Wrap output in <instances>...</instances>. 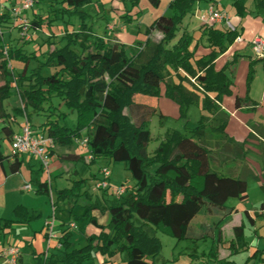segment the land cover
<instances>
[{
  "label": "trees",
  "instance_id": "16d2710c",
  "mask_svg": "<svg viewBox=\"0 0 264 264\" xmlns=\"http://www.w3.org/2000/svg\"><path fill=\"white\" fill-rule=\"evenodd\" d=\"M16 1L11 7L21 0ZM41 1L55 0H33L34 3ZM63 1L69 13L91 7L92 2ZM149 1L153 6L159 3L158 0ZM198 1L170 0L171 16L154 20L144 31L147 36L144 43L131 47V56H127L123 44L105 42L91 32H84L82 24L79 33L65 34L64 46L48 52L46 61L28 73L29 60L36 59V56H26L21 48L8 47L5 57L2 51L5 43L0 35V76L3 81L0 86V122L14 120L9 119L3 107L13 83L25 121L33 131L28 108L40 112L44 110L43 106H47L44 110L49 113L47 120L37 128L39 134L52 139L54 148L69 150L73 144L79 146L77 141L87 138L83 148L92 156L88 163L99 158L124 163L134 181L127 194L117 199H111L108 190H99L100 195L80 193L85 180L74 181L70 189L58 191L57 200L78 198L83 194L87 201L84 217L87 224L99 229V234L89 236L84 233L86 245L70 251L71 233L67 227L61 232L59 248L35 264H84L97 260V256L106 259L119 256L118 264H151L149 258L158 254L161 245L149 233V228L165 231L176 241L211 240L209 255L217 259L216 244L222 243L220 226L235 212L226 206V202L231 198L246 200L247 180L259 179L246 164L240 166L237 174L222 173L213 166L214 161L219 160L214 157L225 149L224 141L228 140L224 132L228 117L219 104L232 93V81L226 73L230 63L216 71L214 61L239 34L232 23L234 31H220L203 25L200 37L210 53L195 57L193 36L182 32L177 37V33ZM253 2L257 9L264 4V0ZM233 6L236 14L244 17V3L235 0ZM8 10L0 15V28L2 23H11ZM128 17L125 15V21L131 23L133 19ZM41 25L39 17L30 20L31 29ZM152 32L160 33L161 38L152 41L149 39ZM12 60L23 64L17 75L8 70V63ZM258 60L261 59L250 62L247 87L252 80L253 64ZM44 67L53 69V72L43 76ZM135 95L155 99L164 97L178 107L179 120L187 117L190 106H196L203 114L193 128L185 126L182 132L166 130L158 147L148 155L146 148L152 138L148 123L157 114V109L135 103ZM53 97L75 113L74 129L61 124L66 116L64 113L55 114L51 110H56L51 104ZM245 101L239 99L236 105ZM158 115L160 124L165 122L166 117ZM0 133L4 140L11 142L14 134L9 126L2 124ZM53 152L54 149L50 157ZM9 158L13 160L9 167L11 173H17L22 164L19 156L5 155L0 149V165ZM60 159L64 162L85 161L82 154H64ZM259 188L264 192V182L259 183ZM50 189L47 179L38 184L35 193L50 197ZM260 206L264 209V203ZM94 209L107 212V225L97 224L91 216ZM12 214V220L0 218V234L9 233L13 224L30 223L35 219L22 205L16 206ZM234 235L237 240L230 242L231 254L245 246L242 227L235 228ZM226 264L231 263L226 261Z\"/></svg>",
  "mask_w": 264,
  "mask_h": 264
},
{
  "label": "rangeland",
  "instance_id": "374dc122",
  "mask_svg": "<svg viewBox=\"0 0 264 264\" xmlns=\"http://www.w3.org/2000/svg\"><path fill=\"white\" fill-rule=\"evenodd\" d=\"M31 1L33 2V0ZM158 1V5L153 6L149 0H92L91 7L89 9L82 8L76 13H69L66 11L63 0H55L52 2L41 1L40 3L33 2L26 15L29 20H32L35 15L41 18L42 25L37 29L30 28V41L22 42L18 31L12 28L11 23H2L1 37L7 47H13L15 49L21 48L24 55L36 56V59L31 58L29 60L28 73L46 61V54L48 52L53 49H60L64 46L66 41L63 36L65 34L79 33L80 25L82 24H84L85 27L84 32H91L93 35L98 36L105 42H112L114 38L113 36L115 35H124V39H121V42L126 49L127 56H131L132 50L129 45L130 42H132L131 46L134 44H143L147 38L144 33L145 29L157 18L161 16H171L172 14V11L168 8L170 0ZM226 1L229 0H223V2ZM13 2L14 0H0V14L5 13L8 8H11ZM82 11L84 13H82L81 19L80 12ZM205 13V9H200L198 11L195 3L192 8V13L187 15L181 23L177 37L182 33V29L186 26L189 17H195L196 22L193 28H196L201 24L199 17ZM138 14L139 16H137ZM125 15H129L128 18L133 19V21L131 23H127L125 21ZM107 24H111L112 27L107 29ZM151 40L154 42L158 41L159 35L153 32ZM10 65L15 75L19 74L23 68V64L15 60H12ZM52 72L53 69L44 67L42 75L47 76ZM1 85H3V81L0 76V86ZM12 85V92L9 97L4 100L3 107L4 111L14 120L13 122L6 121L2 124L4 126H9L15 132L19 129V126L25 122V114L15 92L14 84L12 83ZM133 101L135 103L152 105L156 103L155 99L143 95H135L133 97ZM51 104L56 108V110L51 109L55 114L64 113L66 115L61 121V124L70 129H74L75 113L67 110L58 98L53 97L51 99ZM43 107L44 110L47 109V106ZM44 110L35 112L31 108H28L27 113L29 115L31 125L35 128L39 127L47 120L49 113ZM200 116V110L196 106L189 107L187 117L184 120H178L170 117L166 118L165 122L160 124L158 113L154 115L148 123V128L150 129L152 138L146 148L147 154L151 155L158 147L159 143L163 140L166 130L173 129L182 132L184 125L188 128H193L200 119ZM82 135L84 136L85 134L82 133ZM0 149L5 155L9 156L11 154V147L8 140L0 139ZM73 150L86 156V151H83L82 148H74ZM216 158L218 157L215 156L214 159ZM27 161L31 162L32 160L29 159ZM4 163L5 168L7 169V162ZM33 164V172H30L26 166L23 165L20 169V173L15 175L8 174L9 178H14L9 180L5 187H3L0 183V218L12 220V209L19 205L27 206V208L33 211L34 215L37 216V218L31 221L29 225L19 223L15 224V226H13L14 230L11 234H0V264H11L7 257L1 255L3 249H5L8 244L14 246L18 240L28 243V241L32 239L34 234L33 232L39 231L45 218L49 221H53V223L55 221V227H57L58 219L69 217V221L73 224V227H70L69 229L71 233L69 240L70 251L73 249H79L86 245V241L83 237L84 227L88 223L87 219L84 217L87 211L85 208L87 204L85 197L82 194L78 198L71 197L69 199L56 200L57 192L63 189H70L73 186L74 181H86V184L83 186L80 193L88 192L91 195H100L99 190L95 188V184L100 179V169L106 167L110 172L109 182L112 187L118 188L122 186L128 192L134 184V181L129 172L126 170L124 163L110 162L103 158L96 159L92 163H88V161L86 163L77 162L75 165L74 163L68 162L65 166L68 169L72 168L70 173L56 175L55 177H53L54 175L52 173V175H49V173L42 169L41 165L37 164L35 160H33ZM39 165L41 169L39 168ZM217 165L218 161L215 160L213 166L219 170ZM74 170L77 171L78 175L71 173ZM91 174L96 175V180L91 179ZM47 179H49L50 187L53 190L52 195L47 197L44 194H36L34 191L37 189L38 184ZM21 183L30 185L32 192H20L16 189L18 188L17 185ZM127 192L124 195H126ZM110 198L117 199L115 196ZM262 201H264V196H262L258 190L256 180L250 178L248 180L247 200L242 201L236 198H231L226 202V206L233 207L239 212L245 226L243 228L242 241H244L247 246H255L257 240L256 235L264 241V218L256 217V225L253 228L246 221L244 216V212L253 209L252 207L258 211L259 204ZM92 212H94L95 218L98 222H101L108 217L107 212H102L98 209L91 210V213ZM236 218H234V220L227 219L220 226L227 240L230 239L228 229V227H230L229 224L232 223V221L235 223V221H237ZM138 222L139 221H137V223ZM148 231L159 240L161 245L158 254L154 258H149L151 264H226V261H217V259L209 255L212 247L211 240H203L195 243L183 240L176 241L165 231L152 230L150 228ZM229 245V241L225 242V244L222 245V247L225 246V249H221L219 254L223 256L226 254V251L230 252ZM259 246L260 249L264 248V242H262ZM42 248L43 247L39 250ZM20 251L22 254V264H34L38 260L46 258V256H50V254H46L44 256L40 255V257L38 256L34 259L31 257L32 249L28 245L23 246ZM52 252L53 251H50V253ZM247 256V251L243 250L231 254L227 260H229L231 264H246ZM249 262L247 264H258L256 260H253L251 263ZM84 264L99 263L97 260H93Z\"/></svg>",
  "mask_w": 264,
  "mask_h": 264
},
{
  "label": "crops",
  "instance_id": "0c3cea01",
  "mask_svg": "<svg viewBox=\"0 0 264 264\" xmlns=\"http://www.w3.org/2000/svg\"><path fill=\"white\" fill-rule=\"evenodd\" d=\"M17 1L15 3H17ZM217 1H219L217 9L221 10L222 12L228 15L231 23L235 26L236 31L239 34V38L241 39L240 42H236L234 40L233 44L229 46L227 50L214 61V67L216 71L226 68V65L230 63L229 67L226 68V73L232 81L231 95L223 98V100L219 104V107L222 109L223 112L227 114L228 117L224 131L228 140L224 141V145L226 146L225 149L221 150L218 153V156H216L219 158L217 167L222 173L235 172V174H237L240 169V166L242 164H246L252 170L254 175L259 179V181H256V186L258 187V190L260 191L262 196H264V192H262L259 188V183L264 182V58L258 60L257 62H254L252 80L250 82L249 87L246 86V79L249 70V65L250 62L254 61L251 51V41L255 37H261L262 39H264V4H262L261 7L257 9L255 8V4L253 0H240L244 3L245 6V15L244 17L241 18L239 17V15L236 14V9L233 6L235 0H229L226 2H223V0H217ZM210 5H211L210 0H200L196 2L198 11L200 9H205V11H207ZM89 8L90 7H86V9ZM34 17L37 16L35 15ZM195 22H196L195 17L192 16L189 17V20L187 21L186 26L183 27L182 32L190 33L193 36V46L195 45L194 55L195 57L198 58L208 55L210 51L207 48H205L204 42L203 40H201L200 37L201 36L200 30L203 27V24L201 23L198 27L193 28ZM111 27H112L111 24H107V29ZM212 27L220 31L226 30L223 24H217ZM155 33L159 35V39H160L161 34L158 32ZM151 35L149 36V39H151ZM113 37L114 38L112 42H117L122 44L121 39H124V35L122 36L118 34ZM131 43L132 42H130L129 44L130 47L134 48L136 45L134 44L135 46L134 45L131 46ZM239 99L242 101L243 99H246V101L242 102L241 105L237 106L236 101ZM155 100L156 103H154L153 105L152 104H146V105L155 107L157 109V113H160L166 118H170V117L174 119L179 118L178 107L175 104H173L169 100H166L162 96ZM202 114L203 113L200 112V115ZM10 118L11 117L9 116V119ZM0 123L2 124V122ZM20 126L17 131L15 132L13 131V134L20 133L21 131ZM183 127H185V125ZM33 129L34 132L36 133L40 132V130L37 127L36 128L34 127ZM0 139H4L1 133H0ZM74 148L81 149L82 147L73 144V146L69 150L54 148V152L50 157V161H49V168H48L49 175L53 174L54 175L53 177H55L56 175L70 173L72 168L68 169L65 166V164H67L68 162L61 161L60 156L64 154H79V152L73 150ZM82 150L86 151V156H84L85 158L84 162L86 163L88 161L87 160L88 152L84 148H82ZM19 159L22 164L17 173H20V169L23 165L26 166V168L30 172H33L34 169L33 160H35L37 164H40L38 163L39 161L36 158L22 156L19 157ZM29 159H31L32 161L28 162L27 160ZM4 162H7V169L5 168ZM4 162L0 165V183L3 185V187L7 185L9 180H12L14 178V177L9 178L8 174L10 175L17 174V173H11L10 171L9 167L13 162L12 159L9 158ZM70 163H74L75 165V163L77 162H70ZM39 168L41 169L40 165ZM71 173L78 175L77 171L75 170L72 171ZM90 177L92 180H96V175L91 174ZM248 180H247V198H248ZM25 186H26L25 183L23 184L21 183L17 185L18 188L16 189H18L20 192H23L26 191L24 190ZM52 192L53 190L50 189V196L52 195ZM262 203H264V201H262L259 204L258 211L257 209L252 207L253 209L244 212L246 221L253 228L256 225V219H255L256 217L264 218V209H262L260 206ZM23 207H25L30 214H32L35 218H37V216L34 215L33 211L27 208V206H23ZM91 216L95 218L94 212L91 213ZM234 218H236L237 221H235V223L232 221V223L229 224L230 227H228L229 237H230L229 240L225 238L223 231L220 228L222 244L216 245L217 261L224 260L230 262L227 259L231 256L232 250H230V252L226 251V254L222 256L221 254H219L221 252V249H225V246L222 247V245L228 241L235 242L237 239L235 238L234 235V229L239 227H242L243 229L245 227L239 215L238 210H235V212L231 214V216L228 217L227 219L234 220ZM47 220H48L47 218L43 220L39 231L33 232L34 234L32 236V239L30 241L27 240L28 243L22 240H18L16 244H14V246H17L20 250L23 246L28 245L32 249L31 257L34 259L37 258L38 256L40 257V255L44 256L46 254H50V251L57 249L58 240L61 237L62 230L67 227L70 229L69 226L72 223L70 221L67 222V220H69V217L58 219L57 227H55V221H54L52 227V234L54 235V238L49 239L45 228V221ZM96 221L98 225L105 226L109 221V216L106 217L101 222H98L97 219ZM64 222L65 224H63ZM29 224L30 223H25V225H29ZM13 226H15V224L12 225V229L9 232L10 234L14 230ZM84 233L89 236L98 235L99 229H97L96 227L90 224H87L84 227ZM256 238L257 240L254 246L255 248L253 246H249V245L247 246L243 241V245L245 246L241 250H239V251H243V250L247 251L248 256H247L246 264L249 261H250L249 263H251L253 260H256L258 264H264V248L260 249L259 246L264 241H262L259 237H257V235ZM8 246L11 245L8 244L6 247ZM41 247L43 248L39 250ZM254 253L256 254L254 255ZM96 259L99 264H118L120 261L119 256H115L112 259H106L104 257L97 256ZM21 261H22V254L20 251V258L18 260V264H22Z\"/></svg>",
  "mask_w": 264,
  "mask_h": 264
},
{
  "label": "built area",
  "instance_id": "2783aa9c",
  "mask_svg": "<svg viewBox=\"0 0 264 264\" xmlns=\"http://www.w3.org/2000/svg\"><path fill=\"white\" fill-rule=\"evenodd\" d=\"M211 5L207 9L206 13L199 17L200 22L205 26H214L217 24H223L227 30L234 31V27L228 15L221 10L217 9L219 1L210 0ZM33 2L31 0H21L19 3L9 8L8 14L10 16V22L12 28L16 29L19 33L20 40L22 42L30 41V20L28 19L26 13L28 9L32 6ZM1 15V14H0ZM1 29V28H0ZM2 34V29L0 35ZM2 36V35H1ZM236 42H240L241 39L237 37ZM7 45L5 44L2 48L3 55L6 57ZM251 51L252 57L254 59L264 58V39L261 37H255L251 41ZM8 70L12 73V67L10 62L8 63ZM21 131L18 134L12 136L10 147L11 154L19 157L27 156L31 158H36L42 169L48 172L50 153L54 149V144L52 139L49 137L36 133L32 130L30 125L25 121L21 126ZM87 143V138H83L77 141L80 147H85ZM92 156L88 155L87 160L90 161ZM110 172L109 169L104 167L100 169V179L96 182L95 188L97 190H108L112 196L117 198L125 194L126 189L124 187H112L109 183ZM24 190L31 191V187L26 185ZM53 221H45V228L49 239L54 238L52 234ZM73 227V224H70ZM59 244L57 248H59ZM2 256L7 257L11 264H17L20 250L17 246H8L1 252Z\"/></svg>",
  "mask_w": 264,
  "mask_h": 264
}]
</instances>
